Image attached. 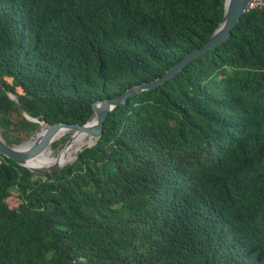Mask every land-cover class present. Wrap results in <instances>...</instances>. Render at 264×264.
Segmentation results:
<instances>
[{
    "label": "trees",
    "instance_id": "1",
    "mask_svg": "<svg viewBox=\"0 0 264 264\" xmlns=\"http://www.w3.org/2000/svg\"><path fill=\"white\" fill-rule=\"evenodd\" d=\"M222 6L0 0V83L32 118L83 124L93 102L202 45ZM36 127L0 86L5 142ZM0 264H264V5L113 107L66 166L41 174L0 154Z\"/></svg>",
    "mask_w": 264,
    "mask_h": 264
},
{
    "label": "water",
    "instance_id": "2",
    "mask_svg": "<svg viewBox=\"0 0 264 264\" xmlns=\"http://www.w3.org/2000/svg\"><path fill=\"white\" fill-rule=\"evenodd\" d=\"M247 1L248 0H223L221 19L202 45L192 48L180 60L169 66L168 69L162 73V75L156 77L155 79L130 85L120 94L93 102L91 105L92 113L89 119L83 124H67L64 122L47 123L44 119L37 120L36 118H32L21 108L15 96L0 83L3 91L13 101L17 111L27 120L37 123V127L34 129V131L18 144H7L2 136H0V154L11 159L14 163L28 169L29 171L41 174L58 170L71 163L72 160L63 164L51 163L45 167H38L28 164L32 158H34L46 147V145L51 140L53 133L60 128H65L70 131L84 132L92 136L93 140L90 143L82 145L76 151L75 157L79 151L94 144L101 134V128L107 113L113 107L118 104H124L125 99L128 96H132L143 90L155 88L163 81L171 78L194 58L206 53L208 50H212L217 45L223 43L229 37L230 30L234 27L240 15L245 11ZM41 124L45 125V130L30 141L32 135Z\"/></svg>",
    "mask_w": 264,
    "mask_h": 264
},
{
    "label": "bare ground",
    "instance_id": "3",
    "mask_svg": "<svg viewBox=\"0 0 264 264\" xmlns=\"http://www.w3.org/2000/svg\"><path fill=\"white\" fill-rule=\"evenodd\" d=\"M44 130L45 125L41 124L40 126H38L35 133L32 135L30 141L39 134H41ZM65 133L69 134V138L65 141L63 146H57L56 148H52L51 144L54 141L60 140ZM92 140V136H90L88 133L70 131L65 128H60L53 133L51 140L46 145V147L41 152H39L34 158H32V160H30L28 164L35 165L38 167H45L46 165L51 163L63 164L65 162L73 160L76 151L82 145L90 143ZM43 158L44 160H42Z\"/></svg>",
    "mask_w": 264,
    "mask_h": 264
},
{
    "label": "built area",
    "instance_id": "4",
    "mask_svg": "<svg viewBox=\"0 0 264 264\" xmlns=\"http://www.w3.org/2000/svg\"><path fill=\"white\" fill-rule=\"evenodd\" d=\"M264 5V0H248L247 4L245 6V11L254 8V7H260Z\"/></svg>",
    "mask_w": 264,
    "mask_h": 264
},
{
    "label": "rangeland",
    "instance_id": "5",
    "mask_svg": "<svg viewBox=\"0 0 264 264\" xmlns=\"http://www.w3.org/2000/svg\"><path fill=\"white\" fill-rule=\"evenodd\" d=\"M69 138V134L68 133H65L60 140H57V141H54L51 146L52 148H56L57 146H63V144L65 143V141ZM44 160V158L42 159ZM12 193L15 194V191H13Z\"/></svg>",
    "mask_w": 264,
    "mask_h": 264
}]
</instances>
